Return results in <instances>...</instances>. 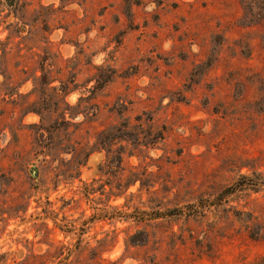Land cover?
<instances>
[{"label":"rangeland","instance_id":"1","mask_svg":"<svg viewBox=\"0 0 264 264\" xmlns=\"http://www.w3.org/2000/svg\"><path fill=\"white\" fill-rule=\"evenodd\" d=\"M0 264H264V0H0Z\"/></svg>","mask_w":264,"mask_h":264},{"label":"trees","instance_id":"2","mask_svg":"<svg viewBox=\"0 0 264 264\" xmlns=\"http://www.w3.org/2000/svg\"><path fill=\"white\" fill-rule=\"evenodd\" d=\"M256 184L252 182V180L247 176H241L231 187L226 188L222 194H231L232 190H239L244 187H255Z\"/></svg>","mask_w":264,"mask_h":264}]
</instances>
